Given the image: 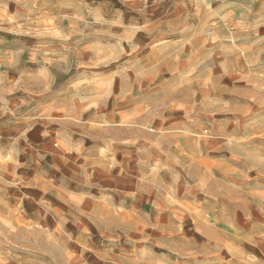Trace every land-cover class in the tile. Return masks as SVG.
I'll use <instances>...</instances> for the list:
<instances>
[{
	"label": "rangeland",
	"instance_id": "obj_1",
	"mask_svg": "<svg viewBox=\"0 0 264 264\" xmlns=\"http://www.w3.org/2000/svg\"><path fill=\"white\" fill-rule=\"evenodd\" d=\"M0 264H264V0H0Z\"/></svg>",
	"mask_w": 264,
	"mask_h": 264
}]
</instances>
